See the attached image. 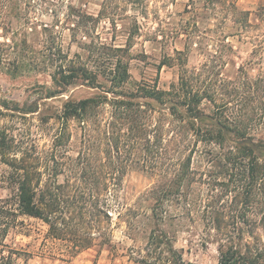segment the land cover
Masks as SVG:
<instances>
[{
	"label": "rangeland",
	"instance_id": "rangeland-1",
	"mask_svg": "<svg viewBox=\"0 0 264 264\" xmlns=\"http://www.w3.org/2000/svg\"><path fill=\"white\" fill-rule=\"evenodd\" d=\"M102 2L0 0V131L20 141L17 157L26 155L29 163L35 156L55 155L62 164L55 170L56 180L52 184L43 176L41 184L60 186L63 194L70 195L82 187L92 194L88 208L95 214L79 232L80 238L90 239L84 248L74 249L62 241L52 245L46 239V225L31 218H20L25 229L10 232L8 241L31 254L27 264H141V260L173 264L167 252L158 256L147 244L152 231H161L183 264H216V245L204 233L205 210L221 211L233 195H237L234 204L241 207L247 203V192L253 210L249 219L257 222L263 217L256 212L264 209V184L251 183L246 165L253 162L252 156L258 166L264 163V149L256 146L264 145V0H234L239 11L249 12L250 26L245 29L231 21L230 14L224 19L226 15L212 10L205 0L133 5L117 1L111 4L117 8L115 17L105 10L98 15ZM109 48L125 49L111 58V63L118 59L128 71L121 91L139 94L132 98L141 105L132 118L138 137L134 143L126 137L129 121L116 119L119 125L113 121L112 94L82 81L68 87L52 81L61 70L85 66L107 89L109 82L99 69H108ZM182 82L204 98L199 106L206 116L203 123L230 130L225 143L200 142L186 125L180 139L184 148L179 155L170 151L177 144L169 143L175 117L170 116L166 100L180 97ZM141 89L161 92L164 102L142 98ZM49 93L54 96L47 98ZM98 97L102 103L91 109L86 130L75 121L64 124L57 119L65 102ZM239 144L253 148L254 154L240 158L245 154L237 152ZM212 149L216 158L200 153ZM188 156L190 172L181 195L169 197L158 208L176 217L163 223L152 220L158 182L165 181L161 177L172 162H185ZM82 165L87 184L79 178ZM8 170L0 158V175ZM106 173L117 178L109 181L108 208L104 206ZM8 195V190H0V196Z\"/></svg>",
	"mask_w": 264,
	"mask_h": 264
},
{
	"label": "trees",
	"instance_id": "trees-1",
	"mask_svg": "<svg viewBox=\"0 0 264 264\" xmlns=\"http://www.w3.org/2000/svg\"><path fill=\"white\" fill-rule=\"evenodd\" d=\"M128 2L130 5L139 4L142 1L150 0H103L100 5L99 16L106 14L115 17L116 10L114 2ZM189 2H195L199 0H188ZM210 1L209 5L213 6L212 10H217L218 13L223 12L228 19V15L231 16V21L239 23L242 28H247L249 24V12L239 11L234 3V0H205ZM112 4V5H111ZM87 15L81 14L79 17H86ZM264 16V15H263ZM189 36V35H188ZM110 56L105 57L106 68L102 70L103 66H100L101 76L107 78L109 87L105 89L100 87L96 83L97 75L85 66L70 67L66 71H59L57 75L52 76V81L56 86L68 87L75 83V81H82L84 85H88L92 88H103L102 92L106 94H112V106L115 109L113 121L119 125L116 119L119 121H129L126 123L127 134L135 142L137 137L136 122L132 119L140 111V104L133 101L132 98L138 97V93L122 92L121 87L128 81L127 68L121 64L118 59H115L114 64L111 63V58H114L115 53H124L123 48H109ZM107 53H103L105 56ZM116 56V55H115ZM104 60V61H105ZM91 61V60H90ZM97 62V59L92 61L93 64ZM86 85V86H87ZM179 90L181 91L180 97L176 100L168 99L166 103L169 105L170 116L175 117L171 122V138L169 143L176 144V149H170V151L176 155L181 152L184 146L180 143V139L185 132V126L187 130L192 133L198 141L204 142L205 144H222L227 141L225 138L227 132L230 130L225 126L221 129L217 125L203 123V118H206L204 113L200 109V104L204 99L202 95L196 91H193L187 84L181 83ZM144 91L145 96L142 98H150L152 101L160 104L164 102L161 92L153 91L150 89H141ZM174 94V93H173ZM167 96L171 94L167 93ZM54 93H49L47 98L53 97ZM175 98L177 96L174 95ZM106 97H103V99ZM102 103L100 97L89 98L79 101H67L62 107L60 115L57 117L62 123L67 124L70 121L79 123L83 129L91 124L90 122V111ZM106 103V102H104ZM111 105V104H109ZM6 106V105H2ZM15 109H18L15 107ZM29 112L30 109H27ZM1 114V113H0ZM178 122V123H174ZM182 123V125H181ZM93 125V123H92ZM109 126L114 129L117 127L113 122ZM218 130L216 133L212 129ZM120 137H122L120 135ZM135 138V139H134ZM178 138V139H177ZM244 137H241L243 139ZM20 141H16L12 135H7L4 131H0V158L1 162L9 168L8 171L0 175V190H8L9 195L6 197L0 196V264H27L30 259V253L22 246L18 245L14 241L9 240L8 236L10 232L16 234L23 232L24 223L20 218H31L41 221L47 227L46 239L53 245L56 241L69 242L72 244V248H84L89 244L90 239H82L79 236L80 230L84 229L86 219H93L94 212L89 210L91 206L92 194L83 190L82 187L78 189V192L70 194H63L60 190L62 187H50L49 185H42L43 176L54 183L56 180L57 168L61 167L56 156H51L50 159H41L35 156L31 163V159H27L26 155L17 157L16 153H20ZM262 144V143H261ZM257 144L261 149H264V145ZM236 148L240 149L237 152H242L240 158L252 156L254 154L253 148H246L244 144H239ZM215 150H209L208 152H200L202 154L213 155L216 158L217 153ZM191 152V151H190ZM194 153V151H192ZM229 154V153H228ZM173 155V156H174ZM141 156V155H139ZM211 156V158H213ZM176 158V157H175ZM173 159V158H172ZM171 159V162H172ZM234 163L236 157L233 158ZM250 162L246 165L248 169L251 183L257 185L264 184V163L258 166L254 161L255 158L252 156ZM191 156H188L185 162L171 163L167 175L161 177L165 179L164 182H158L156 186V193L158 194L155 198L156 205L151 210L150 218L158 223H163L168 217L174 218L169 212L159 211V205L168 200L169 197H177L181 195L182 184L189 177ZM238 165H241L238 163ZM42 168V171L39 170ZM86 167L82 165L80 180L82 183L87 184V174L85 171ZM259 172V173H258ZM259 175H258V174ZM257 174V176H256ZM104 180V206L109 207L108 197L110 191L108 190L109 181H116L114 177H110L109 173L103 175ZM155 191V189H154ZM250 193L246 192L247 203H244L241 207H238L235 203L237 195H233L230 203L225 204L220 209H212L210 211L205 210V226L204 233L205 237L210 238L212 243L216 245L217 262L216 264H264V237L255 233L260 231L264 234V209L257 210L256 213L262 215L259 221H252L248 215L253 212L248 205ZM108 196V197H107ZM74 212L70 216L71 212ZM261 212V213H260ZM99 213H102L99 212ZM106 220L107 226L109 225V213L106 210L103 213ZM257 216V214H255ZM148 246L152 248L151 251L156 255L161 256L164 252L170 255L173 264H183L181 257L172 250L170 245V238L166 234L159 231H152L148 238ZM50 249V248H48ZM53 259L65 261L60 257L52 255ZM141 264H154L148 263L147 261H139Z\"/></svg>",
	"mask_w": 264,
	"mask_h": 264
}]
</instances>
